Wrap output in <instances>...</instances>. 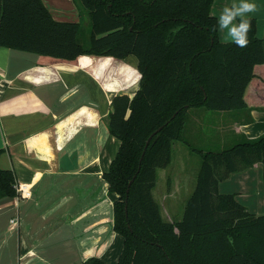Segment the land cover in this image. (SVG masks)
<instances>
[{
	"label": "trees",
	"instance_id": "obj_1",
	"mask_svg": "<svg viewBox=\"0 0 264 264\" xmlns=\"http://www.w3.org/2000/svg\"><path fill=\"white\" fill-rule=\"evenodd\" d=\"M76 1L91 21L88 43L80 40L83 22L55 21L42 0H0V48L66 61L139 59V91L116 96L107 120L120 144L103 175L118 196L113 229L124 239L118 264H264V215L219 192L233 173L264 166V137L219 153L192 149L203 163L182 221L164 220L153 194L157 171L172 163L174 144L185 142L189 110L248 108L247 91L264 65L256 18L249 16L250 44L238 48L212 31L215 0ZM16 184L0 166V200L15 199ZM82 264L106 263L93 257Z\"/></svg>",
	"mask_w": 264,
	"mask_h": 264
},
{
	"label": "crops",
	"instance_id": "obj_2",
	"mask_svg": "<svg viewBox=\"0 0 264 264\" xmlns=\"http://www.w3.org/2000/svg\"><path fill=\"white\" fill-rule=\"evenodd\" d=\"M42 2L57 22L89 19L76 0ZM233 2L215 0L212 14L218 18ZM252 2L257 10L250 16L264 38V0ZM219 40L225 43L221 33ZM256 73L246 94L248 108L221 114L226 119L215 125L226 144L228 138L237 145L264 137V65ZM141 80L134 55L66 61L0 48V166L32 189L30 199L0 200V264H82L93 257L119 263L124 239L113 229L118 196L109 192L103 175L120 144L107 120L113 99L134 96ZM200 120L189 110L182 143L191 152L202 148ZM177 181L172 178L165 197L180 194ZM219 192L264 215V166L233 173Z\"/></svg>",
	"mask_w": 264,
	"mask_h": 264
},
{
	"label": "rangeland",
	"instance_id": "obj_3",
	"mask_svg": "<svg viewBox=\"0 0 264 264\" xmlns=\"http://www.w3.org/2000/svg\"><path fill=\"white\" fill-rule=\"evenodd\" d=\"M91 28L89 18L83 23V30L80 35L82 43H88ZM190 111L192 115L194 113L200 115V123L204 126L198 137L200 141L198 147H202L206 152L219 153L236 145L229 142L230 138H228L227 144L224 143V137L220 135L219 129L215 127V125L221 124L226 119V117H220L221 114H227L228 111H208L205 108L191 109ZM202 148H199V150H202ZM172 161L173 163L168 168L157 171V186L153 194L155 200L161 206L164 220L176 223L182 221L184 217L186 205L197 187L203 161L197 153L191 152L189 147L182 142L175 144ZM173 177L178 179L177 183L182 186L180 194L174 199L165 197L169 182L172 183Z\"/></svg>",
	"mask_w": 264,
	"mask_h": 264
},
{
	"label": "clouds",
	"instance_id": "obj_4",
	"mask_svg": "<svg viewBox=\"0 0 264 264\" xmlns=\"http://www.w3.org/2000/svg\"><path fill=\"white\" fill-rule=\"evenodd\" d=\"M256 10L257 4L252 0H234L230 5L222 7L212 31L221 33L225 43H232L238 48H247L251 42L249 33L252 31L249 16Z\"/></svg>",
	"mask_w": 264,
	"mask_h": 264
},
{
	"label": "built area",
	"instance_id": "obj_5",
	"mask_svg": "<svg viewBox=\"0 0 264 264\" xmlns=\"http://www.w3.org/2000/svg\"><path fill=\"white\" fill-rule=\"evenodd\" d=\"M17 197L16 200H25L32 197V189L28 184L17 182L16 184Z\"/></svg>",
	"mask_w": 264,
	"mask_h": 264
},
{
	"label": "water",
	"instance_id": "obj_6",
	"mask_svg": "<svg viewBox=\"0 0 264 264\" xmlns=\"http://www.w3.org/2000/svg\"><path fill=\"white\" fill-rule=\"evenodd\" d=\"M174 118H175V116H174ZM161 130V129H160ZM149 144H150V140L148 141V143H147V148H148V146H149ZM141 163H142V161H141ZM134 181V180H133ZM133 181L131 182V184L133 183ZM130 184V185H131Z\"/></svg>",
	"mask_w": 264,
	"mask_h": 264
}]
</instances>
